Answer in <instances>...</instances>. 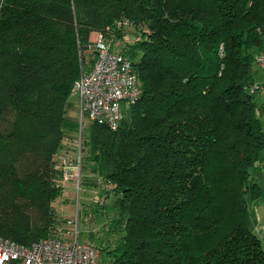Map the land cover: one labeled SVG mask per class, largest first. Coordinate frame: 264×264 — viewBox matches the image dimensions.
I'll return each instance as SVG.
<instances>
[{
  "label": "trees",
  "instance_id": "1",
  "mask_svg": "<svg viewBox=\"0 0 264 264\" xmlns=\"http://www.w3.org/2000/svg\"><path fill=\"white\" fill-rule=\"evenodd\" d=\"M1 3L0 239L32 246L63 227L67 104L95 33L132 61L140 90L119 129L82 136V173L108 204L101 264H264L249 205L263 194L264 0Z\"/></svg>",
  "mask_w": 264,
  "mask_h": 264
},
{
  "label": "built area",
  "instance_id": "2",
  "mask_svg": "<svg viewBox=\"0 0 264 264\" xmlns=\"http://www.w3.org/2000/svg\"><path fill=\"white\" fill-rule=\"evenodd\" d=\"M2 3L0 4V15ZM93 41L96 59L93 66L82 74L74 88L82 117L90 123L103 124L111 130L119 129L123 107L139 95L138 78L132 61L112 51L110 44L97 34ZM264 70V49L256 58ZM62 171L61 184L82 182V156H65L57 167ZM0 264H101L100 249L93 243L73 239L46 238L32 246L20 245L9 239H0Z\"/></svg>",
  "mask_w": 264,
  "mask_h": 264
},
{
  "label": "rangeland",
  "instance_id": "3",
  "mask_svg": "<svg viewBox=\"0 0 264 264\" xmlns=\"http://www.w3.org/2000/svg\"><path fill=\"white\" fill-rule=\"evenodd\" d=\"M138 34V31L134 28H127V38L124 41H115V49L122 50L124 46H128L134 42V36ZM97 38V37H96ZM96 41L95 39H93ZM88 60L95 57L93 52H87ZM89 65H91L89 63ZM87 65V68L90 66ZM257 80L259 83L264 82V71L260 70L257 73ZM72 99H77L72 97ZM75 123L70 122V127L65 140V148L61 157L72 156L74 158L83 157L85 151H83V134L85 136L89 133L90 121L82 115H77ZM73 124V125H72ZM262 131L264 132V116L261 120ZM264 155V154H263ZM62 160V159H60ZM84 164V159H83ZM84 174V177H83ZM260 174L257 176V182L260 180ZM74 183V182H72ZM259 184V183H258ZM264 195V185L259 184ZM71 194L63 196L58 199L54 206L59 209L62 219L64 220L63 227L59 229L56 237L63 239H73L78 236V240L81 243H93L96 246L103 248L109 239V232L106 224V220L101 216L100 208L105 204L107 200L104 198L103 189L100 179L93 175L87 169H83L81 186L78 189L76 183L71 189ZM104 198V200H103ZM104 203V204H103ZM250 211L253 217V221L256 218L257 207L264 210V204L256 201H249ZM257 206V207H255ZM112 243L115 238L111 239ZM102 260H105V256L102 254Z\"/></svg>",
  "mask_w": 264,
  "mask_h": 264
},
{
  "label": "crops",
  "instance_id": "4",
  "mask_svg": "<svg viewBox=\"0 0 264 264\" xmlns=\"http://www.w3.org/2000/svg\"><path fill=\"white\" fill-rule=\"evenodd\" d=\"M97 34H92L91 39H96ZM94 41V40H93ZM72 97H76L77 99H72ZM67 110H68V115H67V120L68 123L70 125V122L75 123L73 126L76 125V118L77 115L81 116V108H80V102L77 96L73 95L70 97L68 104H67ZM69 133V132H68ZM69 157H72L70 155H68ZM260 180H259V184H263L264 185V162L261 164L260 166ZM75 183H70L66 186V189L64 191V197L71 194V189L74 187ZM263 192V191H262ZM259 203H263L264 204V195L262 194V197L258 200ZM257 207V206H255ZM251 214V211H250ZM251 226L254 229V231L256 232V234L261 238L262 243H263V247H264V210L261 211V209L259 207H257V214H256V218L253 221V217L251 214Z\"/></svg>",
  "mask_w": 264,
  "mask_h": 264
}]
</instances>
